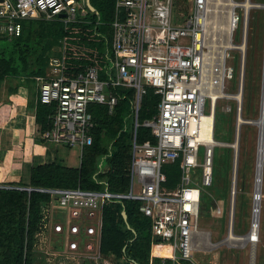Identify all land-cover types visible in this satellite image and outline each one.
<instances>
[{
    "label": "built area",
    "instance_id": "1",
    "mask_svg": "<svg viewBox=\"0 0 264 264\" xmlns=\"http://www.w3.org/2000/svg\"><path fill=\"white\" fill-rule=\"evenodd\" d=\"M189 1L191 13L177 16L175 0H116L111 24L113 59L107 79H102L95 66L68 77L65 40L50 57L46 74L33 78L38 103L50 110L47 128L38 133L37 140L57 150L78 148L81 159L84 150L94 144L97 122L93 106H105L113 115L120 103L115 91H135L129 189L120 193L81 187L37 189L52 198L37 235L38 261L113 264L101 251L104 209L111 202L135 201L152 221L153 235L159 247L167 249V258L174 263L198 264L194 254L201 234L203 192L213 185L215 148L225 145L216 141L211 131V118L215 124L218 106L213 94L221 96L218 102L229 98L223 84L233 79L234 70L225 64V55H221V63L213 64L208 40L200 39L210 27L202 19L212 13V0ZM244 4L233 0L231 11L222 6L233 25L232 35L241 22L237 8ZM81 9L78 0H3L0 33L18 38L24 24L34 20L75 23L87 16V9ZM229 44L227 48L232 47V42ZM201 46L206 49L204 54ZM149 91L160 99L158 111L141 122ZM141 128L151 130L154 144L138 140ZM178 161L182 162L180 182L169 188L165 168Z\"/></svg>",
    "mask_w": 264,
    "mask_h": 264
},
{
    "label": "trees",
    "instance_id": "2",
    "mask_svg": "<svg viewBox=\"0 0 264 264\" xmlns=\"http://www.w3.org/2000/svg\"><path fill=\"white\" fill-rule=\"evenodd\" d=\"M91 3L96 12L85 6L86 18L75 23L35 20L24 24L23 35L18 38H8L0 33V85L8 78L35 83L34 77L46 74L49 59L62 40L66 41L65 73L68 77L85 73L95 66L102 79H107L113 59L111 24L116 0H91ZM115 93L120 103L113 115L105 106L92 108L97 122L94 144L84 150L79 168L58 163L37 165L30 169L28 183L12 184L34 191L0 188V264H35L34 252L37 235L43 228V212L52 202L49 195L39 193L37 189L81 187L116 193L129 189L135 91L118 89ZM159 102L153 91H149L140 113L141 122L157 114ZM49 113L47 106L38 104L37 122L43 129L47 128ZM138 140L141 143L156 142L147 128L138 131ZM101 156L106 158V167L99 166ZM181 164L178 161L165 168L169 188H175L180 182ZM140 207L141 204L135 201H116L105 207L101 241L103 255H114L119 261L124 259L125 264H190L185 261L174 263L167 258L168 252L161 250L153 235L152 221L140 212ZM263 227L261 221L259 241Z\"/></svg>",
    "mask_w": 264,
    "mask_h": 264
},
{
    "label": "rangeland",
    "instance_id": "3",
    "mask_svg": "<svg viewBox=\"0 0 264 264\" xmlns=\"http://www.w3.org/2000/svg\"><path fill=\"white\" fill-rule=\"evenodd\" d=\"M84 1L82 0L80 3L81 12H84ZM219 1L225 2V0H212V13L208 15V18L211 22L213 18L218 23L223 22L221 23L222 29L215 35L212 31L213 26L210 25L207 29L206 39L211 37L208 40V54L210 58L215 59L213 64L216 62L219 64L221 63L222 51H224L225 64L227 67L233 68L234 74L233 79L227 80L223 84L224 92L229 98L220 100L217 106L215 139L223 142L225 146L215 148L213 185L205 188L200 210L199 226L203 238L199 237L196 241L198 246L194 259L198 264H264V227L262 228V239L258 243L228 241L232 235H229L231 223L233 235L238 238H244L248 235L253 226L252 221L257 212L256 208L260 206L261 209L257 212V216L264 223V171L260 204L257 205V200H255L259 184L258 158L261 144V133L257 123L262 117L264 85V7L252 8L249 12L244 7L237 8L241 22L237 32L228 40L227 36L224 35V21H227L224 11L227 9L220 8L221 14H213V11L217 10L215 7ZM235 1L244 4L247 0ZM250 1L252 5H264V0ZM175 3L177 16L180 14L188 16L191 13L189 0H175ZM246 16L248 20H246ZM216 38L217 40L213 41ZM229 42H232L231 48H220L224 45L231 46ZM244 42L245 45H243ZM240 46H244L243 52L239 49ZM243 70L244 76L242 78ZM241 85L243 86L241 91L243 94L238 101L235 97L239 94ZM208 110L209 108H207V112ZM240 113L243 121H252L253 123L242 124L239 128ZM66 153L68 154L65 155ZM236 153L238 154V162L236 163L238 173L235 176ZM61 154L68 159L67 165L72 168L80 167L82 160L80 149L70 151L63 149ZM98 161L100 167H106L107 162L104 156L99 157ZM234 180L237 182V194L235 216L232 220L230 219L231 190Z\"/></svg>",
    "mask_w": 264,
    "mask_h": 264
},
{
    "label": "crops",
    "instance_id": "4",
    "mask_svg": "<svg viewBox=\"0 0 264 264\" xmlns=\"http://www.w3.org/2000/svg\"><path fill=\"white\" fill-rule=\"evenodd\" d=\"M38 104V90L33 81L8 78L0 85V188L18 187L12 184L21 181L28 183L30 169L37 165L58 163L72 168L67 165L68 159L61 154L62 150L37 140L38 133L43 130L37 122ZM233 189L232 183L231 200L236 198ZM234 216V205L231 203L230 219L234 220ZM37 250L34 252L35 264H44L38 261ZM106 257L113 264L126 263V260L119 261L114 255ZM61 263L69 264L68 261Z\"/></svg>",
    "mask_w": 264,
    "mask_h": 264
},
{
    "label": "bare ground",
    "instance_id": "5",
    "mask_svg": "<svg viewBox=\"0 0 264 264\" xmlns=\"http://www.w3.org/2000/svg\"><path fill=\"white\" fill-rule=\"evenodd\" d=\"M232 5H233V0H225V2L223 1V2H221V1H219L218 3H217V5H216V7H215V9H217V10H215V11H213V14L214 15H219V14H221V10H219L220 8H222V6H226L227 8H228V10L229 11H231V7H232ZM243 7L249 12L250 11V9H252V8H258V7H256V6H254V5H252L251 4V1L250 0H247L246 2H245V4L243 5ZM264 7V6H263ZM222 13H223V11H222ZM212 14V15H213ZM214 17V16H213ZM221 17V16H220ZM225 17L223 16V19H224ZM226 19H227V21L225 22L224 20V26H225V30H224V35L225 36H227V38H228V40L230 39V36L232 37V31H233V25L230 23V17L227 15V17H226ZM202 22H203V24H205V25H211V26H213V30L212 31H214V33H213V35H215V33H217L219 30H221L222 29V27H221V23H223V22H220V23H218V22H216L215 21V18H213V20H212V22L209 20V18H206V17H204L203 19H202ZM247 29V28H246ZM211 30V29H210ZM246 33H247V31H246ZM208 34H210V32H208ZM212 35V36H213ZM217 37H218V35H216ZM204 37H206V34L205 35H203V36H201L200 37V39L201 40H203L204 39ZM211 38V37H210ZM210 38L209 39H207V40H210ZM217 40V38L216 39H214L213 41H216ZM246 42V41H245ZM245 42H244V44L243 45H245ZM228 43V42H227ZM201 48V51L203 52V54L205 53V51H206V49L205 48H203L202 46L200 47ZM220 48L221 49H225V48H227V46L226 45H224V46H220ZM212 50H213V48H211ZM237 49V48H236ZM239 49L240 50H242V52H243V50L245 49L244 48V46H240L239 47ZM215 50H217V49H215ZM223 53H225L224 51H222V54L221 55H224ZM204 60H205V56H204ZM205 69H206V65H205ZM243 76H244V70H243V72H242V78H243ZM242 89H243V86L241 85V88H240V92H239V94L235 97V99L236 100H240L241 99V96H242V93H241V91H242ZM241 93V94H240ZM219 97H221L218 93H215V94H213V98H214V103H215V105H217V103H218V99H219ZM242 102V101H241ZM262 117H261V119H260V121L257 123V126L259 127V129H260V137H261V144H260V146H259V158H258V177H259V184H258V186H257V192H259L260 190L262 191V182L260 181V179L262 178V172L264 171L263 170V168H264V85H263V104H262ZM211 123H212V126H211V131H212V134L214 135V133H215V124H214V118L212 117L211 118ZM244 121H243V119H242V117H241V120L239 119V128H240V125H242V124H244L243 123ZM239 128H238V131H239ZM212 134L210 135V138L214 141V139H213V137H212ZM223 146H225V145H223ZM232 148H235V146H232ZM237 154V153H236ZM235 161H234V175L236 176L237 175V165H236V163L238 162V155L237 156H235ZM236 183V184H235ZM261 184V185H260ZM233 187H234V191H235V195H236V193H237V182H235V180H234V183H233ZM261 196H262V194H261ZM236 199L235 198H233V200H232V205H234V210H235V201ZM260 202H261V200H260ZM260 202L259 201H256V203H257V205H259L260 204ZM258 214H257V212L255 213V216H254V218H253V221H252V223H253V226H252V228H251V231H253V238L252 239H250V242L251 243H253V242H258L260 239H258V230H259V227H256V226H254V224L256 223V220L257 219H260L258 216H257ZM255 233V234H254ZM230 234H232L231 232H229V235ZM200 238L202 239L203 238V233H201L200 234ZM228 241H230V242H243V243H245L246 242V240L245 239H243V238H238V237H236L235 235H230V238L228 239ZM228 241H226V242H228ZM232 244H234V243H232ZM161 250H163L164 252H167V249H161Z\"/></svg>",
    "mask_w": 264,
    "mask_h": 264
},
{
    "label": "water",
    "instance_id": "6",
    "mask_svg": "<svg viewBox=\"0 0 264 264\" xmlns=\"http://www.w3.org/2000/svg\"><path fill=\"white\" fill-rule=\"evenodd\" d=\"M2 1H3V0H0V2H2ZM85 4H86V7H87L91 12H93V13L96 12V9L93 7V5H92V3H91V0H85ZM254 6H256V7H258V8H263L264 5H254ZM61 17H62V18H66V15H62ZM244 59H245V57H244ZM242 94H243V93H242ZM240 110H241V109H240ZM241 117H242V115H241V113H240V116H239V119H240V120H241ZM243 123H244V124H252L253 122H252V121H244ZM237 144H238V139H237ZM237 155H238V154H237ZM237 155H236V156H237ZM260 181L263 182V172H262V178L260 179ZM261 194H262V191H261V190H260L259 192H257V194L255 195V200H257V201L260 202V200H261V198H262ZM260 209H261V206H260L259 208H256V211L259 212ZM123 216H124L125 219H127V215H126V213H123ZM259 225H260V219H257V220H256V223L254 224V226L259 227ZM231 233L234 234V233H233V228H232ZM254 234H255V233H254ZM252 238H253V231H250V232L248 233V235H246L243 239H245L247 242H250V239H252Z\"/></svg>",
    "mask_w": 264,
    "mask_h": 264
}]
</instances>
